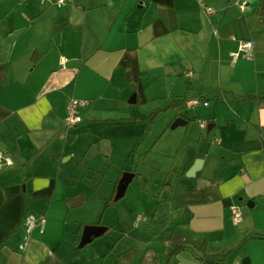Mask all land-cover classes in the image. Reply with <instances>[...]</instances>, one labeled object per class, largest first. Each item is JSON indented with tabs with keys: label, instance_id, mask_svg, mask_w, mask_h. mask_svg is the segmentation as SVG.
I'll list each match as a JSON object with an SVG mask.
<instances>
[{
	"label": "crops",
	"instance_id": "obj_1",
	"mask_svg": "<svg viewBox=\"0 0 264 264\" xmlns=\"http://www.w3.org/2000/svg\"><path fill=\"white\" fill-rule=\"evenodd\" d=\"M246 41L252 56L233 61ZM0 70V151L11 161L0 167V264L86 262L74 240L82 224L97 223L69 209L78 177L74 166L62 167L74 148L94 145L102 154L103 143H124L135 151L160 115L188 125L179 110L185 106L211 125L202 134L209 145L186 149L178 174L200 160L187 181L163 182L166 198H149L150 226L162 238L150 234L116 255L131 248L138 255L128 264H139L148 249L153 263L165 264L168 237L177 233L205 242L208 253H225L220 264H264V99L242 98L264 93V0H73L62 7L0 0ZM182 97L184 104L170 106ZM71 98L87 104L81 122L67 128ZM194 98L199 103L188 105ZM109 127L120 131L116 138ZM232 205L241 220L232 218ZM29 214L42 219L30 233ZM122 226L114 241L133 229ZM196 253L185 248L168 264H202Z\"/></svg>",
	"mask_w": 264,
	"mask_h": 264
},
{
	"label": "rangeland",
	"instance_id": "obj_2",
	"mask_svg": "<svg viewBox=\"0 0 264 264\" xmlns=\"http://www.w3.org/2000/svg\"><path fill=\"white\" fill-rule=\"evenodd\" d=\"M179 110L187 112L190 119L188 125H179L171 129V124H167L170 115H160L153 121L152 137L147 136L150 128L148 126L144 135L139 137L140 142L135 144V151H133L134 146L126 148L124 143L118 147L113 145V148L109 143H103L106 147L103 148L105 153L102 154L94 145L87 151L84 147L74 148L71 160L62 167L64 169L67 165L68 167L74 166V173L78 177L76 179L78 194L72 197L69 209L71 213H74L73 215H76V218L83 222H96L98 223L96 225L110 228L102 236L77 250L87 260L86 262L79 263L75 259L71 264H95L94 261L100 262L99 264H112L114 258L117 259L116 254L125 249L121 246L125 245L126 247L133 244L135 248L140 247V244L145 242V237L150 238V234L152 236L157 234V238H162L159 227L155 229L150 226L151 214L149 210L153 201H149V198L155 199L159 193L161 197L165 196L166 198L169 191L161 189L163 182L174 185L180 180L187 181L189 169L178 174L181 158L185 156L186 149L189 147L194 154V147L201 142H207L209 145V141L202 135L206 133L207 128H199L198 121L201 120L195 118L194 111L186 106ZM164 121L167 124L165 132L155 135V132L163 129ZM187 129L188 136L185 135ZM107 130L110 132L109 136L113 138H116V134L120 132L113 127H109ZM133 131L135 133L138 130L134 127ZM155 141L157 142L154 145ZM66 157L67 155L63 156L61 161H64ZM119 171H130L134 173V177L124 196L117 201L109 202ZM83 198H85L84 201H82ZM74 199H78L81 203L74 207L71 206ZM136 216L145 217L146 220L136 222ZM122 217L123 226L120 223ZM156 222H158V226H161L160 223L163 220L160 219ZM121 226L125 229L133 226V229L129 236H122L123 238L121 237L119 241H114L118 234H123L124 230L121 229ZM90 252L93 254L89 255Z\"/></svg>",
	"mask_w": 264,
	"mask_h": 264
},
{
	"label": "trees",
	"instance_id": "obj_3",
	"mask_svg": "<svg viewBox=\"0 0 264 264\" xmlns=\"http://www.w3.org/2000/svg\"><path fill=\"white\" fill-rule=\"evenodd\" d=\"M262 3H263V1H261L260 6H262ZM259 11L263 15V11L261 9ZM2 79H3V77L1 74V70H0V81L1 82H2ZM215 94L218 95L219 92H217ZM242 98L243 99H245V98L264 99V93H259V94L249 95V96L244 95ZM185 102H186V99L182 97L181 99L171 100L170 106L176 108V107L184 104ZM156 114H157V111H153L149 115L148 118H153ZM114 192H115V189L113 190L112 196L109 198V202L114 201L113 200ZM82 226H83V224L81 225V228L79 229V231L77 233L76 239L74 240L75 246L78 243ZM108 228H110V227H108ZM256 236L259 237L258 235H256ZM168 242H169V244L167 246V249L165 251V256H164L165 257V264H168V261L170 260V258H172L176 253L180 252L181 250H183L185 248H192V249H195L196 251L200 252V254L199 253H196V254H197L198 260L200 262H202V264H220L221 262H223L224 258L226 257L225 253H208L206 251V248H205V246H206L205 242L197 243V242L189 240L187 238H183V237H181V235H179L177 233H171L168 237ZM147 253L151 254L153 257L157 256L155 252L148 251V249H147L144 251L143 256L141 257L139 264H156V263L152 262L153 261L152 257H149ZM137 255H138V253L135 250L129 248L117 256L115 264H128L133 259H135L137 257Z\"/></svg>",
	"mask_w": 264,
	"mask_h": 264
},
{
	"label": "built area",
	"instance_id": "obj_4",
	"mask_svg": "<svg viewBox=\"0 0 264 264\" xmlns=\"http://www.w3.org/2000/svg\"><path fill=\"white\" fill-rule=\"evenodd\" d=\"M54 4H56L58 7H62L68 3L73 2V0H53ZM205 10L207 12H212V7H205ZM240 53H242L245 57H251L252 56V44L250 41H246L244 43H241L239 45L238 52L231 53V59L235 61ZM199 103V100L194 98L188 101V105H194ZM87 102L84 100H78L75 98H71L67 104V113L64 117L63 123L65 127L71 128L78 123L81 122V115H80V109L83 106H86ZM204 106L207 105V102L204 101L202 103ZM199 128L204 129L207 127L206 121H198ZM3 163L10 164L11 161L9 157L5 156L3 152L0 151V167L3 165ZM230 212L231 216L235 221L241 220L242 214L241 209L238 206H230ZM146 220L145 217L137 216L136 222H141ZM24 224L26 227V231L30 233L32 230H34L36 227L42 226V219L37 218L31 214L27 215L24 219Z\"/></svg>",
	"mask_w": 264,
	"mask_h": 264
},
{
	"label": "water",
	"instance_id": "obj_5",
	"mask_svg": "<svg viewBox=\"0 0 264 264\" xmlns=\"http://www.w3.org/2000/svg\"><path fill=\"white\" fill-rule=\"evenodd\" d=\"M186 123V120L183 118H176L172 124L171 129L176 128L179 125H184ZM211 129V125H207V130ZM200 160H196L193 164V166L189 169V174L193 175V172L197 169V163ZM134 177V173L130 171H125L121 174V177L118 179L116 186H115V192L113 196V200L117 201L120 198H122L125 194V191L131 182L132 178ZM79 204L78 199H74L73 203H71V206H77ZM108 230L107 226L102 225H84L82 228V232L79 238V242L77 244L78 248H82L85 245L91 243L95 238H98L102 236L104 233H106Z\"/></svg>",
	"mask_w": 264,
	"mask_h": 264
}]
</instances>
